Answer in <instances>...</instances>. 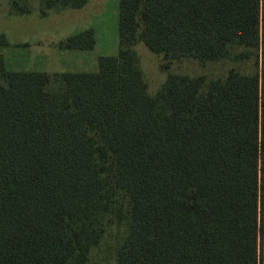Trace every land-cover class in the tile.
Returning a JSON list of instances; mask_svg holds the SVG:
<instances>
[{"label":"trees","instance_id":"trees-1","mask_svg":"<svg viewBox=\"0 0 264 264\" xmlns=\"http://www.w3.org/2000/svg\"><path fill=\"white\" fill-rule=\"evenodd\" d=\"M119 16L118 53L94 72L9 70L0 51V264H264V0H119ZM138 42L165 70L255 69L169 72L151 94ZM94 43L88 28L60 45Z\"/></svg>","mask_w":264,"mask_h":264},{"label":"rangeland","instance_id":"rangeland-1","mask_svg":"<svg viewBox=\"0 0 264 264\" xmlns=\"http://www.w3.org/2000/svg\"><path fill=\"white\" fill-rule=\"evenodd\" d=\"M16 0H0V36L5 34L8 43L0 42L6 68L15 71L55 72H94L98 70L99 57L115 55L119 50V0H88L81 8L52 10L41 16L40 0H17L28 4L32 10L25 14H12V4ZM91 28L95 43L90 49L62 47L60 42L81 30ZM139 64L144 72L148 90L154 94L162 85L169 72L210 77L225 76L231 67L251 72L254 62L242 63L220 60L201 65L194 58H183L171 62L165 70L161 55L152 52L143 42L134 46ZM259 70L261 96L264 97V42L259 50ZM261 183L264 181V168L261 167ZM262 194V192H261ZM259 221L263 224L264 206L261 196ZM263 236L259 237L263 258Z\"/></svg>","mask_w":264,"mask_h":264}]
</instances>
